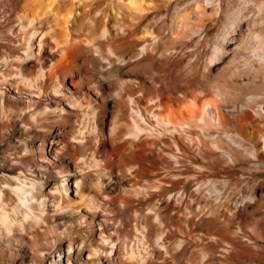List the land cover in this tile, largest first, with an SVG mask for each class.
<instances>
[{"label":"rangeland","instance_id":"1","mask_svg":"<svg viewBox=\"0 0 264 264\" xmlns=\"http://www.w3.org/2000/svg\"><path fill=\"white\" fill-rule=\"evenodd\" d=\"M111 1L102 0L95 8L106 11L101 23L91 16L80 22L99 28L100 36L107 29L121 35L117 45L103 52L97 71L112 82L124 74L148 77L154 89H165L164 98L170 110L175 108L174 115L183 113L187 121L196 119L186 111L188 101H211L223 122L199 123L190 130L194 135L184 133L187 137L163 132L147 118L141 94L118 115H106L109 130L92 110L31 117L0 106V238L16 232L26 236L52 218L63 223L84 207L67 208L62 202L65 177L33 171V159L44 145L83 136L93 145L105 140L118 149L125 144L127 154L137 141L150 140L156 161L149 175L134 168L115 176L103 165L91 167L84 178L108 195L124 196L122 212L113 217L111 227L121 233V240L128 228L134 230L136 240L131 237V248L128 245L132 262L264 264V0H151L148 25L153 38L148 40L141 39L144 23L128 18V23L137 24L133 31L121 12H108ZM0 37H5L4 32ZM144 44L148 50L140 56ZM25 52V46H18L1 64L10 66ZM151 98L163 100L158 94ZM195 135L206 143L194 141ZM176 143L184 151L179 159ZM125 175L134 183L131 188L121 180ZM68 181L72 191L73 183ZM102 210L111 213L109 207ZM71 225L64 228L60 246L46 250L36 264H50L58 250L65 252L70 245L86 249L99 245L98 230L88 224ZM8 236L0 239V256L4 264H20V257H10L3 240Z\"/></svg>","mask_w":264,"mask_h":264},{"label":"bare ground","instance_id":"2","mask_svg":"<svg viewBox=\"0 0 264 264\" xmlns=\"http://www.w3.org/2000/svg\"><path fill=\"white\" fill-rule=\"evenodd\" d=\"M101 1L0 0V34L4 32L5 36L0 37L1 107H10L20 114H28L31 117L52 111L59 112L61 115L62 113L71 115L87 114L92 110L93 113L100 114L103 128L108 126L109 130V124L105 122L106 115H118L127 106L133 105L135 96L141 94L140 103L143 105L147 118L163 132L172 130L178 135H185L188 132L192 134L194 131L190 130L199 123L202 126L208 125L212 119L218 123L223 122L217 105L206 99L199 103L194 99L193 102L191 100L185 104L186 111L193 112L195 115L193 117H196L195 121H187V116L185 117L183 113L174 115L175 108L170 110L168 99L164 98L165 89L163 87L154 89V84L148 77L124 74V77L112 82L102 72H98V62L103 52L122 40L119 32L113 33L114 31L107 29L100 36L99 28L85 27L80 24L81 19L86 16L93 17L99 23L102 22L106 11L105 13L104 10L95 11ZM112 3H109L110 14L115 15L118 11L121 12L123 22L132 27L133 31H136L137 24L132 20L128 23V18L138 19L139 23L145 25L141 39L153 38L148 25L151 16V0H113ZM6 29L8 30L5 32ZM18 46L26 47L25 56L14 59L10 66L2 65L1 62L6 58L8 51ZM147 50L148 44H144L138 54L141 56ZM154 94L163 98L162 103L152 100L151 97ZM125 95L129 98L127 101L124 99ZM182 102L183 100L178 101V104ZM136 111L143 120L141 111L139 109ZM143 128L140 127V131L144 130ZM147 128H145L146 131ZM197 135L193 137L194 141L201 144L205 142L199 137L200 135ZM190 136L189 133L188 137ZM151 144L150 140L137 141L131 148L139 156L135 153L128 155L131 149L126 154L125 144L118 149L106 143L105 140L93 145L90 138L83 136L74 137L71 140L68 138L63 143L51 142L44 145L39 157L33 159V171L41 176L55 174L65 177L66 195L62 197V202L67 208L76 206L78 210L80 206L84 207L81 210L79 208L77 213H70L63 223L57 222L52 216L51 221L47 219L50 222L45 221L37 229L31 228L29 234H25L26 236L24 232H16L18 235L13 233L12 237L5 235L8 237L3 240L9 246L10 257H20V264L38 263L46 250L52 249L55 244L58 246L63 241L64 228L77 223L88 224L92 229L98 230L99 245L92 249L70 245L65 252L58 250L57 256L51 258L50 264H134L132 252L128 253L130 238L136 236L134 230L125 229L126 239L123 233L124 240H121L119 232L115 227H111L113 217L122 212L121 201L124 196L108 195L107 191L103 192L104 189L102 191L96 185L88 184L84 178L91 167L102 169L103 165L115 176H118L120 170L131 173L134 168H137L141 174L149 175L156 161ZM176 146L175 158L179 159L184 151L182 152L177 143ZM68 180L73 183L72 191H70ZM121 180L124 186H132L133 182L131 183L128 176L125 175ZM88 206L93 207V211L89 210ZM103 207H109L111 213L104 212ZM129 221L130 218H127L126 223ZM60 225L63 228H59ZM117 229L119 231V228ZM160 238L158 237V240ZM3 258L0 256L2 264H4ZM145 261L141 259V263Z\"/></svg>","mask_w":264,"mask_h":264}]
</instances>
